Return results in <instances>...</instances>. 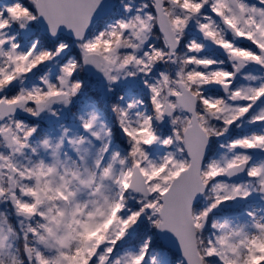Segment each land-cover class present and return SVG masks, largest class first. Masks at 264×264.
Wrapping results in <instances>:
<instances>
[{"label":"snow or ice","instance_id":"1","mask_svg":"<svg viewBox=\"0 0 264 264\" xmlns=\"http://www.w3.org/2000/svg\"><path fill=\"white\" fill-rule=\"evenodd\" d=\"M0 264H264V0H0Z\"/></svg>","mask_w":264,"mask_h":264}]
</instances>
